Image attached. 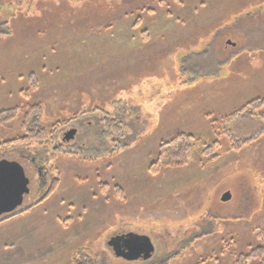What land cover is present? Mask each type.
<instances>
[{
	"label": "rangeland",
	"instance_id": "1",
	"mask_svg": "<svg viewBox=\"0 0 264 264\" xmlns=\"http://www.w3.org/2000/svg\"><path fill=\"white\" fill-rule=\"evenodd\" d=\"M256 98L264 0H0V110L40 103L43 127L61 122L55 145L77 151L48 162L60 182L46 202L0 223V264L15 253L6 235L32 245L19 264H234L264 246V136L210 163L202 156L203 143L226 150L258 133L257 119H228ZM21 122L0 127V140L23 136ZM181 134L200 139L186 163L155 165ZM47 154H0L29 181L19 210L45 191L49 175L35 164ZM127 233L150 238V259L114 256L109 239Z\"/></svg>",
	"mask_w": 264,
	"mask_h": 264
},
{
	"label": "trees",
	"instance_id": "2",
	"mask_svg": "<svg viewBox=\"0 0 264 264\" xmlns=\"http://www.w3.org/2000/svg\"><path fill=\"white\" fill-rule=\"evenodd\" d=\"M141 21L137 20L135 23V26H140ZM146 34V33H144ZM147 40V36L144 38ZM28 81L29 85L32 87L33 91L37 89L38 87V79L37 75L35 73H30L28 75ZM42 105L40 103L37 104H28L26 105L22 110L18 107L13 108H7V109H1L0 110V127H5L10 122L15 121L19 115H22V122H21V129L23 131V136L16 137L11 140H0V154H3L5 152L13 151V150H30L32 151L35 149V147L40 146L44 147L48 150V154L45 157V160L47 162V165H49L50 159L57 154L60 156L67 155L68 157H72L75 154H77V151H64L61 148H58L55 145V138L56 134L58 132L57 127L61 123H58L55 126H52L50 129H47L42 126L41 124V117H42ZM86 112H81L78 114H74V117L70 119L69 121L85 116ZM241 114H245L249 116L250 118L257 119L263 123L261 129L258 131V133L250 138H239L234 137L231 145L226 149L223 150L219 142H214L210 145L202 144L203 151L202 156L205 158V161L210 163L214 160H216L221 154L224 152L229 153L232 151H239L243 147L251 144L252 142L258 140L262 136H264V98H256L245 105L241 107L238 111H235L234 113L230 114L228 116V119L237 117ZM110 126V125H109ZM113 127V126H112ZM200 139H196L193 135H186L181 134L176 139L170 141L169 143H164L161 146V155L159 159H157L155 165L159 166H182L187 161V154L189 152V149L191 147V143L199 142ZM30 160H34V158H29ZM36 162H34L35 164ZM37 167L44 168L46 172L48 173V179L47 181L45 179H41V182L39 184V187H44L45 191L39 194L40 191H38L37 196L39 197V200L34 202L33 204L27 206L24 209L17 210L16 212L12 214L5 215L0 218V223L10 219L14 218L16 216L23 215L25 213L30 212L33 210L36 206L43 204L46 202V200L55 192V190L58 188L59 185V178L57 176L53 175V169L52 166L45 165H39V162L35 164ZM39 165V166H38ZM154 165V166H155ZM153 167L150 166L149 171H153ZM156 172V171H154ZM47 183V186L45 187L44 183ZM44 185V186H43ZM117 189V194L119 195V198H123V191L122 189L115 187ZM256 236L260 240H264V228L260 229ZM257 261L258 264H264V246H258L255 249L250 250L247 254H239L236 256L234 264H251L252 262ZM174 262L170 259L166 262H163L161 264H173ZM77 264H93L90 260L84 262V263H77Z\"/></svg>",
	"mask_w": 264,
	"mask_h": 264
},
{
	"label": "water",
	"instance_id": "3",
	"mask_svg": "<svg viewBox=\"0 0 264 264\" xmlns=\"http://www.w3.org/2000/svg\"><path fill=\"white\" fill-rule=\"evenodd\" d=\"M75 134L76 130L71 129L65 133L64 141L72 140ZM28 184L29 181L20 164L14 161L0 160V218L12 214L22 205L24 196L29 193ZM229 199L230 195L226 193L221 201L226 202ZM108 247L111 248L115 257L126 261H146L154 253V246L150 238L134 233L111 237Z\"/></svg>",
	"mask_w": 264,
	"mask_h": 264
},
{
	"label": "crops",
	"instance_id": "4",
	"mask_svg": "<svg viewBox=\"0 0 264 264\" xmlns=\"http://www.w3.org/2000/svg\"><path fill=\"white\" fill-rule=\"evenodd\" d=\"M32 212V210L30 211V213ZM29 213V212H28ZM53 220V219H52ZM44 222V221H43ZM38 223V222H37ZM51 226L52 224H55L51 230L52 234H53V230L54 228H56V226L59 227V223L55 220H53V222L51 221ZM39 224V223H38ZM5 241L7 242V244H5L4 246L7 247H11L13 248L12 250L15 251V253L10 254L11 259L9 261H7V264H19L24 262V260H22L25 257L26 253H29V249L32 247V245L27 244L26 242H23L20 240V238H14V237H8L7 235L4 237ZM52 241H54L52 239ZM26 261V260H25ZM4 263V262H3Z\"/></svg>",
	"mask_w": 264,
	"mask_h": 264
},
{
	"label": "flooded vegetation",
	"instance_id": "5",
	"mask_svg": "<svg viewBox=\"0 0 264 264\" xmlns=\"http://www.w3.org/2000/svg\"><path fill=\"white\" fill-rule=\"evenodd\" d=\"M64 143H68V142H64Z\"/></svg>",
	"mask_w": 264,
	"mask_h": 264
}]
</instances>
